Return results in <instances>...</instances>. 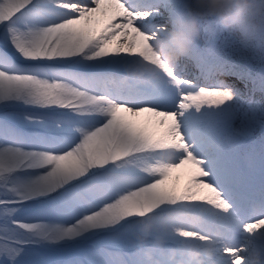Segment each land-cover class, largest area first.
<instances>
[{
	"label": "snow or ice",
	"instance_id": "6c2138e0",
	"mask_svg": "<svg viewBox=\"0 0 264 264\" xmlns=\"http://www.w3.org/2000/svg\"><path fill=\"white\" fill-rule=\"evenodd\" d=\"M211 7L0 0V264H264V30Z\"/></svg>",
	"mask_w": 264,
	"mask_h": 264
},
{
	"label": "clouds",
	"instance_id": "9594fccd",
	"mask_svg": "<svg viewBox=\"0 0 264 264\" xmlns=\"http://www.w3.org/2000/svg\"><path fill=\"white\" fill-rule=\"evenodd\" d=\"M196 3L211 5L207 15L215 16L227 30L237 38H243L245 29L255 34L264 30V0H194ZM195 13V9H191ZM203 18L204 14H200ZM199 27L197 20L189 21L188 31L183 34L177 50L159 49L169 62L179 61L188 51L190 45L197 39ZM193 258L199 255L195 248L188 249Z\"/></svg>",
	"mask_w": 264,
	"mask_h": 264
}]
</instances>
